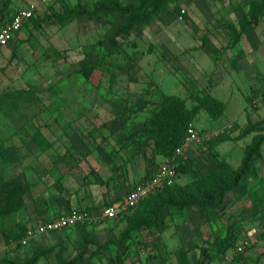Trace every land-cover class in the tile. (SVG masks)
<instances>
[{
	"label": "rangeland",
	"instance_id": "374dc122",
	"mask_svg": "<svg viewBox=\"0 0 264 264\" xmlns=\"http://www.w3.org/2000/svg\"><path fill=\"white\" fill-rule=\"evenodd\" d=\"M134 1L67 0L0 53V264L36 250L47 251L37 264H264V144L221 207L171 204L151 227L105 220L19 243L29 222L111 202L166 161L148 129L170 95L188 108L205 95L226 104L218 119L203 109L190 123L210 136L177 180L190 192L221 162L238 169L264 126V15L248 22L252 0H171L130 30L126 15L105 9ZM20 2L0 0V11ZM77 5L85 13L59 20ZM16 180L23 185L9 198Z\"/></svg>",
	"mask_w": 264,
	"mask_h": 264
},
{
	"label": "trees",
	"instance_id": "16d2710c",
	"mask_svg": "<svg viewBox=\"0 0 264 264\" xmlns=\"http://www.w3.org/2000/svg\"><path fill=\"white\" fill-rule=\"evenodd\" d=\"M66 1L67 0L59 1L60 6ZM169 1L171 0H135L127 5L115 2L108 4L105 9L126 15L125 27L130 30L136 25L147 22L164 13L166 11V3ZM16 6V4L11 3L0 11V25L11 18ZM51 9H56L55 4L51 5ZM64 10H67V13L60 16V21H65L69 17L85 13V9L80 5H77L74 9L64 8ZM262 15H264V0H252L248 22H250V24H255ZM242 28L246 29V24H243ZM13 41H11L10 44H12ZM3 100L5 101L6 99ZM197 101V104L193 108H188L183 98L178 95H170L153 110L148 136L153 140L152 151L154 156L172 158L176 148L183 141L187 129L191 125L190 123L194 121L197 114L203 109L214 119H218L226 108L225 102L212 95L200 96L197 98ZM2 102L0 98V105ZM255 130L261 132L247 147L242 164L238 169H234L228 163L221 162L214 170L206 174L201 183L198 182L199 184L195 192H190L188 187L177 184V180L180 175L187 173L191 169V163L187 161L184 162L182 158L177 157L175 160L177 161L176 168L178 177L174 184L162 188L142 200L131 212L113 220L129 218L131 230H139L143 227H151L154 224H159L158 218L160 214L164 211L166 206L171 204L179 209L189 207L191 204L202 206L203 209L223 206L226 194L235 190L239 186L240 181L248 176L252 163L259 157L261 147L264 144V126L256 128ZM134 142H136V140L132 138V143ZM6 183L7 182L0 176V189L3 184ZM8 183L7 196L11 198L18 191V187H21L23 183L17 180L8 181ZM173 195L176 196L177 200L171 199ZM201 197L204 201H201ZM83 226L88 225H78L77 227ZM23 228H25L26 232L27 225ZM0 229L2 230V228ZM126 234H124V236H126ZM22 238L23 236H21L19 240L20 244ZM229 242L234 243L235 239L228 238L220 248L222 249L224 245L229 244ZM46 253L47 251L45 250H36L25 262L16 263L9 260L2 264H37L40 258ZM72 263L75 264V260Z\"/></svg>",
	"mask_w": 264,
	"mask_h": 264
},
{
	"label": "built area",
	"instance_id": "2783aa9c",
	"mask_svg": "<svg viewBox=\"0 0 264 264\" xmlns=\"http://www.w3.org/2000/svg\"><path fill=\"white\" fill-rule=\"evenodd\" d=\"M59 1L61 0H28L25 4L16 7L11 18L0 25V53L10 45L24 25L37 16L40 7L50 6ZM208 139H210L208 134H203L195 126L190 125L183 141L176 148L174 156L159 163L151 176L138 182L134 188L125 194L123 199L98 210L73 208L49 219L36 220L27 226L21 244L27 246L41 235L69 230L78 225H99L105 220L117 219L131 212L142 200L162 188L174 184L178 177L175 159L179 157L184 162H189L187 154L194 147V144L205 142ZM259 229L264 233V222ZM250 244V236H247L236 245V249L244 252Z\"/></svg>",
	"mask_w": 264,
	"mask_h": 264
},
{
	"label": "crops",
	"instance_id": "0c3cea01",
	"mask_svg": "<svg viewBox=\"0 0 264 264\" xmlns=\"http://www.w3.org/2000/svg\"><path fill=\"white\" fill-rule=\"evenodd\" d=\"M28 0H22V2H20V4H16L17 6L16 7H18V6H20V5H22V4H25L26 2H27ZM60 7V3L59 2H57V3H55V8L57 9V8H59ZM46 8V9H45ZM49 9H51V5L50 6H42V7H40V9H39V11H38V14H37V16H36V18H39V16H41L42 15V13H46V11L47 10H49ZM30 22H32V20L31 21H28L25 25H24V27L26 26V25H28ZM23 27V28H24ZM23 30V29H22ZM21 30V31H22ZM18 36V35H17ZM16 36V37H17ZM16 39V38H15ZM14 39V40H15ZM190 151H192V149L190 150ZM188 161L191 163L192 161H191V159H192V157H191V153L189 152L188 154ZM164 159H161L160 160V162H158V164L159 163H161V162H164L163 161ZM158 164H156V166L158 165ZM155 166V167H156ZM154 167V168H155ZM154 168H151L150 170H149V173L148 174H146L144 177H141V178H139V179H137V181H136V183H138V182H140L141 180H144L145 178H148L149 176H151V174L153 173V170H154ZM132 189V188H131ZM131 189H126V188H124L123 190H121L120 192H118V194H117V197L115 198V200H113V201H111V202H104L103 204H100V205H94V206H78V207H74V208H88V209H94V210H98V209H100V208H102V207H104V206H106V205H109V204H111V203H113V202H116V201H119V200H121V199H123V197L125 196V194L128 192V191H130ZM71 209H73V208H71ZM71 209H69V210H71ZM69 210H67V211H69ZM67 211H61V212H56L55 214H53L50 218H52V217H55V216H57V215H59V214H61V213H63V212H67ZM39 219H44V218H41V217H39L37 220H39ZM47 219H49V218H47ZM45 220V219H44ZM34 221H36V220H33V221H31V222H29V224L30 223H32V222H34ZM28 224V225H29ZM27 225V226H28ZM90 226H93V225H90ZM97 226V225H96Z\"/></svg>",
	"mask_w": 264,
	"mask_h": 264
}]
</instances>
